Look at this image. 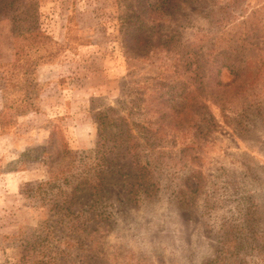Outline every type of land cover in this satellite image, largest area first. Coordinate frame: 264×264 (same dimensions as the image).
<instances>
[{"label":"rangeland","instance_id":"rangeland-1","mask_svg":"<svg viewBox=\"0 0 264 264\" xmlns=\"http://www.w3.org/2000/svg\"><path fill=\"white\" fill-rule=\"evenodd\" d=\"M129 1L0 0V264H264V0Z\"/></svg>","mask_w":264,"mask_h":264},{"label":"trees","instance_id":"trees-1","mask_svg":"<svg viewBox=\"0 0 264 264\" xmlns=\"http://www.w3.org/2000/svg\"><path fill=\"white\" fill-rule=\"evenodd\" d=\"M176 1H178V0H162L160 2V4H157L156 6H153L150 3L149 0H146V4H145V2H143V5H141V3H140L136 7H133V5L136 4V0H130L129 3H127V6L130 9V11H132V12L131 13H128L126 15V19H128L129 21H132V18L136 17L137 20H136V24L135 25L136 26H139L140 25L141 26V29H142L145 26L144 25L145 24V20L138 19V18H140V16L143 14L144 16H148V17H146V20H150L152 23L153 22L154 23L156 22V25L155 26L158 28L157 31H153L152 32L153 35H152V33H151V35L146 34L144 36H142L140 34L136 39L137 40H140L141 39L143 41V43L146 45V44H148V39L149 38H151V39H154L155 38V40L161 46H169V44H170L169 42L172 40L173 36H170V38L165 39V40L163 39V34H162L163 31H162V29L165 26V22L161 18H159V17H157L155 19V17L153 15H150V14L152 12H154V11H156V12L157 11H160L162 13H166L167 12L170 15V11L178 6L177 5L178 3ZM3 6L6 8V7L10 6V4L4 3ZM33 14H34V17H35L36 11H33ZM217 15H218V11L217 12L215 11L214 12V17L216 18L215 20H216V22L218 20V24H220V19H217ZM137 21L139 23H137ZM32 30H36L37 31V29H35V28L32 29ZM34 36L36 37V35H34ZM192 56H197L198 58L196 59V61L199 62V56H198V54L196 52H193L192 53ZM215 65H216V63H214L213 66H215ZM212 69L209 71V76L214 74V72L212 71ZM194 71L196 72V76L202 74L201 73V68L199 67V65H197L194 68ZM232 71L234 73H236V74H239V71L240 70H239V67H234V68L232 67ZM218 72L220 73V71H218ZM201 82L202 81L199 80L198 77H194V79L193 78L191 79V83H197L196 85H200V84L203 83V82L202 83ZM181 85H182V83H181ZM172 90H174L175 92H174V94L170 95L168 97V99H167V104L169 106H173V108L174 109H177V110H180V109L184 110L185 107L188 106V105L191 108H194V109H198L199 108L200 105H197V103L194 102V100L196 99V94H197V93H194V92H196L197 89H191V88L186 89V87H184V85L179 86V84H177V85L170 84V87L168 88V91H172ZM161 95H162V93H161ZM162 98H164V95H163ZM179 98H180V100H184L185 101V103L180 108H178L173 103L174 100L179 99ZM201 107L205 108L206 105H201ZM168 112L169 111L167 109L166 110V114H169ZM211 119H212V117H211ZM117 120L119 121L120 124H127V120L125 119V117L124 118H118ZM120 124H119V126H120ZM128 131L130 132V135L132 136L131 129H129V127L125 128V129L120 128L119 133H123V134L122 135H118V137H122ZM125 140H126V138L125 139L121 138V141H119V144H122L123 142H125ZM128 148H131V147H128Z\"/></svg>","mask_w":264,"mask_h":264}]
</instances>
